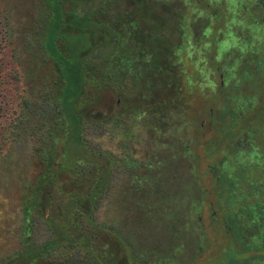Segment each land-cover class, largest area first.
Returning <instances> with one entry per match:
<instances>
[{
  "label": "trees",
  "instance_id": "trees-1",
  "mask_svg": "<svg viewBox=\"0 0 264 264\" xmlns=\"http://www.w3.org/2000/svg\"><path fill=\"white\" fill-rule=\"evenodd\" d=\"M178 3L37 0L36 17L13 44L17 70L36 100L23 98L17 116L7 125L0 120V153L4 144L29 141L36 173L16 188L13 225L5 220L10 200L0 185V264H139L149 257L152 249L126 225L99 221L114 173L127 157L101 151L85 137L106 126H124L132 136L130 124L140 115L160 131L173 118L176 127L209 126L228 142L243 136L246 151L204 143L205 159L223 153L205 170L225 203L226 245L209 264H264V42L245 47L232 66L211 60L219 82L211 93H200L194 69L187 70L178 52L182 22L171 19ZM247 12L259 15L253 25L264 26V0H253ZM3 28L8 37L7 20ZM106 95L112 105L106 106ZM144 192L136 199L144 201ZM139 201L138 226L149 222Z\"/></svg>",
  "mask_w": 264,
  "mask_h": 264
},
{
  "label": "rangeland",
  "instance_id": "rangeland-1",
  "mask_svg": "<svg viewBox=\"0 0 264 264\" xmlns=\"http://www.w3.org/2000/svg\"><path fill=\"white\" fill-rule=\"evenodd\" d=\"M202 2L209 3L211 10L207 11ZM200 3L179 0L178 13L174 9L171 19L182 22L178 52L181 61L190 65L187 70L194 69L192 73L198 77L196 89L201 93L202 89L215 90L219 82L214 70L209 68L210 61L215 59V65L232 66L245 47L264 42V26L253 25L255 19H260L259 15L247 12L253 0H243V3L241 0H201ZM36 4L37 0H0V120L6 125L18 115L20 100L26 98L32 103L36 100L27 77L17 70V47L13 46L19 39L18 32L22 34L36 17ZM4 20H7L9 33L5 38ZM24 59L20 55L19 60ZM105 97L106 106L112 105L109 96ZM132 121L128 130L132 136H125L124 126L117 130L106 126L101 131L91 128L86 132L91 146L121 160L128 159L126 165L114 173V184L102 205L99 221L106 224L118 221L126 225L140 244L152 249L149 257L139 264H209L216 261L220 247L226 245L221 229L225 203L218 186L205 170L222 159L223 153L205 159L204 143L215 141L218 151L229 143L246 151L247 145L241 143L243 136L228 142L224 133L211 131L209 126L202 129L193 125L176 127L173 118L162 131L152 123L144 124L142 115ZM35 173L29 141L12 144L9 148L7 144L2 146L0 185L6 189L2 192L10 200L7 224L17 221V186L23 177L31 178ZM140 191H145L144 201L136 199ZM138 201L150 213L147 212L149 222L146 225L136 224L138 215L134 207L139 205Z\"/></svg>",
  "mask_w": 264,
  "mask_h": 264
}]
</instances>
